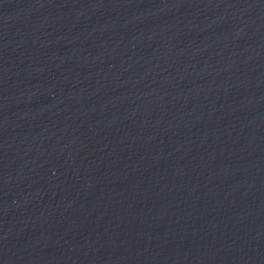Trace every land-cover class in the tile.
<instances>
[{
  "label": "water",
  "instance_id": "water-1",
  "mask_svg": "<svg viewBox=\"0 0 264 264\" xmlns=\"http://www.w3.org/2000/svg\"><path fill=\"white\" fill-rule=\"evenodd\" d=\"M0 264H264V0H0Z\"/></svg>",
  "mask_w": 264,
  "mask_h": 264
}]
</instances>
